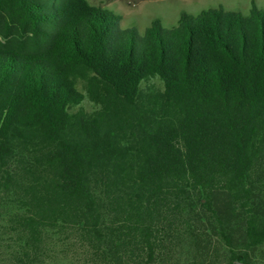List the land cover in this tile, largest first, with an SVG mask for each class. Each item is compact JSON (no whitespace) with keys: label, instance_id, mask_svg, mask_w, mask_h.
<instances>
[{"label":"trees","instance_id":"1","mask_svg":"<svg viewBox=\"0 0 264 264\" xmlns=\"http://www.w3.org/2000/svg\"><path fill=\"white\" fill-rule=\"evenodd\" d=\"M118 21L0 0V264H264V9Z\"/></svg>","mask_w":264,"mask_h":264},{"label":"rangeland","instance_id":"2","mask_svg":"<svg viewBox=\"0 0 264 264\" xmlns=\"http://www.w3.org/2000/svg\"><path fill=\"white\" fill-rule=\"evenodd\" d=\"M91 5L100 7L119 17L115 25L116 30H136L143 35L152 22L169 29L177 26L180 17L185 14L196 16L202 11L210 9H222L235 11L243 15H249L252 5L264 9V0H88ZM147 91L161 89L154 80L146 83ZM85 108L91 112L96 106L86 102ZM61 264H80L77 261H69Z\"/></svg>","mask_w":264,"mask_h":264},{"label":"water","instance_id":"3","mask_svg":"<svg viewBox=\"0 0 264 264\" xmlns=\"http://www.w3.org/2000/svg\"><path fill=\"white\" fill-rule=\"evenodd\" d=\"M237 264H241V263H237Z\"/></svg>","mask_w":264,"mask_h":264}]
</instances>
